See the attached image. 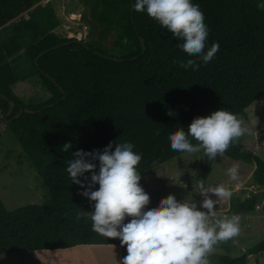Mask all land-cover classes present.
<instances>
[{
	"label": "trees",
	"instance_id": "obj_1",
	"mask_svg": "<svg viewBox=\"0 0 264 264\" xmlns=\"http://www.w3.org/2000/svg\"><path fill=\"white\" fill-rule=\"evenodd\" d=\"M42 1L0 0V111L51 196L43 205L14 212L0 200V256L110 246L120 249L122 261L127 251L119 239L93 232L90 218L76 219L77 212L94 211V202L81 195L85 189L66 170L72 153H102L109 143H131L142 155L141 175L185 154L174 152L168 137L180 128L187 132L193 119L218 110L244 115L264 95L261 0H192L209 29L205 53L213 43L220 46L211 62L199 61L198 71L180 67L177 61L199 58L178 48L182 41L146 12L134 11L135 0H80L89 15V41L55 33L61 21ZM36 77L50 98L26 103L14 87ZM66 143L72 145L69 152L61 151ZM261 155L252 143H233L215 160L236 166L239 176L252 167L248 186L264 188ZM213 161L204 155L200 175L206 186ZM91 175L79 179L87 185ZM246 196L242 190L224 201L231 215L255 211L257 197ZM262 253L264 240L248 250ZM217 264L247 260L221 255Z\"/></svg>",
	"mask_w": 264,
	"mask_h": 264
},
{
	"label": "clouds",
	"instance_id": "obj_2",
	"mask_svg": "<svg viewBox=\"0 0 264 264\" xmlns=\"http://www.w3.org/2000/svg\"><path fill=\"white\" fill-rule=\"evenodd\" d=\"M133 7L136 12H146L182 41L177 47L189 57L199 58L177 61L180 67L198 71L200 60L206 65L218 52L219 44L213 43L205 53L209 29L204 13L192 0H135ZM257 8L264 11V0ZM249 131L235 114L218 110L193 119L187 132L180 128L168 138L174 152L202 151L209 160H215ZM113 146L109 143L102 153L83 150L72 153L66 170L72 183L85 189L81 195L94 202V211L77 212V221L90 218L93 232L119 239L127 251L120 264H210L208 257L218 243L234 241L239 236L240 216L219 217L216 210L219 201H228L232 196V191L223 184L208 187L204 180H198L196 190L203 198L199 207L193 199L178 202L174 195H168L158 206L145 210L150 197L140 186L141 175L137 170L142 155L133 151L131 143H115L114 151ZM71 148L66 143L61 151L69 152ZM85 173H92L87 185L79 179ZM227 174L232 181L239 179L236 166L230 167ZM97 184L98 190H92Z\"/></svg>",
	"mask_w": 264,
	"mask_h": 264
},
{
	"label": "rangeland",
	"instance_id": "obj_3",
	"mask_svg": "<svg viewBox=\"0 0 264 264\" xmlns=\"http://www.w3.org/2000/svg\"><path fill=\"white\" fill-rule=\"evenodd\" d=\"M40 5H51L60 19L61 25L55 29V33L62 37L84 41L92 39L91 25L86 21L89 19L87 7L80 0H44ZM24 16L28 17L27 12ZM93 39L96 40V37ZM14 91L26 103L40 104L50 98V94L42 87L37 77L17 84ZM238 118L250 131L235 143H252L253 152H261L264 157V95ZM203 160L202 151L196 154L185 153L141 174L140 186L150 197V203L145 210L158 206L159 201L167 198L168 195H174L178 202L193 199L199 207L203 198L198 194L196 184L198 180H204L200 175ZM228 169L225 163L214 160L211 173L205 180L208 187L223 184L232 191L231 198L236 193L246 190L245 198L255 196L258 201L254 212L235 214L241 218L240 234L234 238V241L218 243L208 257L210 264H217L221 255L241 259L245 256L247 264H264V253L248 255L249 249L264 240V188L257 185L248 186L254 170L252 167H244L246 174L239 176L237 181L229 178ZM50 198L42 178L25 158L20 143L0 111V200L9 212H14L28 206L43 205ZM199 210L206 211L202 208ZM216 210L219 217L234 215L229 212V203L224 201L218 202ZM82 249L83 252L75 254L55 251L58 254L46 252L1 255L0 264H54L55 260L59 261L56 264H112L111 262L117 264L118 258L119 263L121 260L118 247H83Z\"/></svg>",
	"mask_w": 264,
	"mask_h": 264
},
{
	"label": "crops",
	"instance_id": "obj_4",
	"mask_svg": "<svg viewBox=\"0 0 264 264\" xmlns=\"http://www.w3.org/2000/svg\"><path fill=\"white\" fill-rule=\"evenodd\" d=\"M106 247V246H105ZM110 247V246H109ZM83 247H79V248H75V249H70V250H65V251H60V252H65V253H69V252H72V254H75L76 252H78V253H80V252H83L82 249ZM117 248V247H116ZM40 254H44V253H46V252H39ZM50 254H58V252H52V253H50ZM37 256H41V255H37ZM51 257V256H50ZM50 257H48V258H50ZM47 258V259H48ZM41 259V258H40ZM121 261V260H120ZM59 261L57 260H55L54 261V264H56V263H58ZM112 264H113V262H111ZM117 264H120L119 263V258H118V261H117Z\"/></svg>",
	"mask_w": 264,
	"mask_h": 264
},
{
	"label": "water",
	"instance_id": "obj_5",
	"mask_svg": "<svg viewBox=\"0 0 264 264\" xmlns=\"http://www.w3.org/2000/svg\"><path fill=\"white\" fill-rule=\"evenodd\" d=\"M133 5H134V4H133ZM133 5H132V8H134ZM55 48H58V47H55ZM143 48H144V50H145V46H144V44H143ZM46 52H47V51H44L41 55L45 54ZM114 59H115V58H114ZM51 106H52V105H51ZM12 111H13V108L11 107V109H10V111H9V113H8V116L11 115ZM26 112L29 113V114H33V113H35V112L32 111V110H26ZM40 112H41L40 110H39V111H36V113H40ZM22 113H23V111H20V112L14 117L13 120H17V119H19L20 116L22 115ZM7 122H10V121H7ZM244 259H245V256L242 257V260H244Z\"/></svg>",
	"mask_w": 264,
	"mask_h": 264
}]
</instances>
